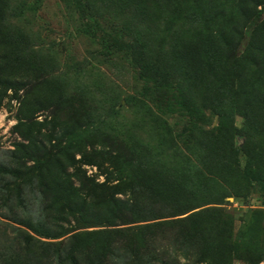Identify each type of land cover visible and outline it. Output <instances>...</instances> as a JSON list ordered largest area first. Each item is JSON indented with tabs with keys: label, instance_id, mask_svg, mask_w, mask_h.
I'll return each mask as SVG.
<instances>
[{
	"label": "rangeland",
	"instance_id": "obj_1",
	"mask_svg": "<svg viewBox=\"0 0 264 264\" xmlns=\"http://www.w3.org/2000/svg\"><path fill=\"white\" fill-rule=\"evenodd\" d=\"M84 1L94 36L70 0H0V78L17 85L0 89V149L32 138L60 150L67 173L79 168L91 185L103 184L88 193L107 219L109 198L148 218L178 210L180 189L201 205L224 196L221 204L163 220L223 210L243 249L264 255V183L246 179L256 172L247 135L264 155V53L255 56L264 36L254 35L264 0ZM113 39L142 46L172 88L141 79L134 53L101 43ZM179 89L205 124L183 108ZM221 114L236 128L238 165L219 133ZM82 156L92 164L77 162ZM164 235L154 234L160 255L197 264V248L184 259ZM230 257L229 264H264Z\"/></svg>",
	"mask_w": 264,
	"mask_h": 264
},
{
	"label": "trees",
	"instance_id": "obj_2",
	"mask_svg": "<svg viewBox=\"0 0 264 264\" xmlns=\"http://www.w3.org/2000/svg\"><path fill=\"white\" fill-rule=\"evenodd\" d=\"M70 1L82 17L87 16L92 22L87 23L85 33L94 36L97 26L87 13L85 1ZM254 35L264 36V20ZM101 43L105 48L134 53L141 79L153 81L159 89L172 88L168 75L148 64L142 46L117 39ZM255 50V56L262 57L264 45L259 42ZM3 80L0 78V89L16 90L17 85ZM179 95L188 114L205 124V117L197 114L187 94L179 89ZM244 118L247 122V117ZM219 122V133L230 148L229 160L238 165L239 149L234 143L236 128L222 114ZM246 137L249 162L256 165V172L246 179L264 183V155H259L256 145L249 141L250 136ZM26 142L13 145L12 150L0 149V264H179L175 263L177 258L171 262L154 248V234L158 231L165 232V238L171 236L173 246L183 250L184 259L192 256V249L197 248L193 252L197 264H229L232 254L247 255L250 262L264 259L261 253L254 255L243 249L233 232V218L223 210L202 209L184 218L163 220L186 215L209 204H221L224 196L201 205L194 194L180 189L177 198L184 204L178 210L168 213V217L151 216L149 219L140 215L133 205L109 198L112 202L107 216L110 219H107L98 215L97 202L94 203L88 193L103 184L91 185V180L79 168L72 174L67 173L60 150L32 138H27ZM84 159L82 156L77 162L92 164ZM70 161L74 166L75 159L72 157ZM73 180L78 181L79 186L76 187ZM84 185L88 190H83ZM113 218L120 221L118 225ZM151 220L156 222L135 225ZM96 227L104 228L87 230ZM175 229L179 235L173 233Z\"/></svg>",
	"mask_w": 264,
	"mask_h": 264
}]
</instances>
